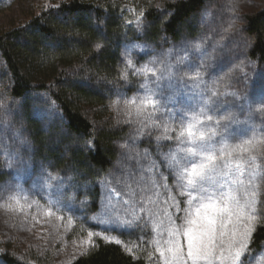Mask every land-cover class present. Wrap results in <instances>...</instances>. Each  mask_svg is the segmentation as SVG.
I'll return each instance as SVG.
<instances>
[{"label":"rangeland","instance_id":"374dc122","mask_svg":"<svg viewBox=\"0 0 264 264\" xmlns=\"http://www.w3.org/2000/svg\"><path fill=\"white\" fill-rule=\"evenodd\" d=\"M47 2L0 0V30L19 24L21 18ZM263 6L264 0H215L195 21L201 28L197 35L182 37L173 44L160 40L123 46L119 73L127 85L122 91L110 88V111L118 125L128 128V133L115 144L116 160L98 182L99 204L94 213L88 210V200L78 197L75 176L49 168L33 153L35 146L23 124L21 103L8 105L1 98L0 173L3 171L6 177L0 185L10 189L0 199L2 252L14 254V264H69L98 238L108 243L119 240L116 244L129 253L142 254L146 264H184L186 238L182 234L171 237L182 247L168 251V233L177 229L183 232L187 213L181 212V219L176 218L177 200L169 197H175L181 189L177 187L174 193V182L161 180L159 173L163 169L157 156L167 157V165L173 156L181 159V149L191 145L186 141L181 144L156 139L163 137L167 125L175 130L167 135L175 136L181 127L194 123L206 133V139L198 143L210 146L214 153L248 149L233 153V161L238 159L243 164L242 172L236 171L233 163L230 168L221 169L228 176H216L204 188L212 192L222 186L221 191H231L236 196L243 214L240 221L233 217L234 225L228 228L229 233L235 230L236 239L249 224L253 227L261 223L264 68L247 60L251 40L244 35L242 25L245 15L256 13ZM128 10L133 17L129 22L137 23L141 10ZM146 97L156 103V109L149 106L138 114L137 105ZM29 101L32 114L47 135V146L62 149L63 121L52 100L46 94L33 93ZM100 181L107 185L104 197ZM183 191L187 194L188 189ZM197 195L192 192L191 196L182 197L183 207L192 209L189 201ZM112 220L128 223L131 228L105 230ZM224 239L223 249L216 247L209 260L198 264H238L233 259L235 248L229 247V237ZM0 264L8 263L0 259ZM247 264H264V247L257 252L248 248Z\"/></svg>","mask_w":264,"mask_h":264},{"label":"trees","instance_id":"16d2710c","mask_svg":"<svg viewBox=\"0 0 264 264\" xmlns=\"http://www.w3.org/2000/svg\"><path fill=\"white\" fill-rule=\"evenodd\" d=\"M213 1L48 0L19 24L0 30V100L21 103L33 153L49 168L78 179V197L88 200L90 212L98 210V182L116 160L115 144L128 133L110 111V88L122 91L127 85L119 73L123 46L191 38L201 31L195 21ZM128 9L141 10L137 23L129 22L133 17ZM242 31L251 40L247 60L264 68V6L243 17ZM33 93L49 96L58 110L65 135L62 149L47 146V135L31 112ZM5 177L2 171L0 182ZM252 229L249 250L261 251L264 220ZM1 247L0 259L14 264L15 255ZM69 264H146V259L95 238L89 250Z\"/></svg>","mask_w":264,"mask_h":264},{"label":"snow or ice","instance_id":"6c2138e0","mask_svg":"<svg viewBox=\"0 0 264 264\" xmlns=\"http://www.w3.org/2000/svg\"><path fill=\"white\" fill-rule=\"evenodd\" d=\"M172 14L174 15V12ZM196 47H199V45H196ZM149 106L153 110L156 109V103L151 98L146 97L137 105V113H144ZM151 118L152 113L149 112L148 119ZM207 119L212 120V116H208ZM173 131L175 130L170 125H167L164 127L163 137L157 136L156 139L175 140L181 144L186 141L191 146L182 148L183 157L178 159L173 156L167 165L165 164L167 157L157 156L160 168L163 169L159 173L161 180L169 179L173 181L172 191L174 193L177 187L181 189L175 197H169L177 200L174 205L177 213L176 218L181 219L178 215L181 212L187 213V216L184 217L186 227H184L183 232L181 233L177 229L176 232L170 231L168 233L170 237L168 251H179L181 249L182 245L179 241L173 240L171 237L182 234L187 241V254L186 257H182L184 264H189V262L198 264L201 260H209L214 255L216 247L223 249L224 238L228 236L229 247L235 248L233 259L238 261V264H247L248 240L253 233L251 225L249 224L245 227L244 231L239 234V239H236L235 230L231 231V233L228 231L229 225H234L233 217H235V221H240L242 217V207L239 205V201L231 191H221L222 186L217 187L215 191L209 192L204 188V184L213 180L216 176H228V172H223L221 169L230 168L233 163H235V170L242 172L243 164L238 159L233 161V153L237 150L247 152L248 149L245 147L232 149L227 152L220 150L218 153H214L210 146L198 143L206 139V133L199 131L194 123H189L186 128L181 127L175 136L167 135V133ZM212 135H215V133H212ZM21 143H26V141L22 140ZM89 146L93 151L95 150L94 142H90ZM121 147L123 148L124 145H121ZM253 159L255 158L253 157ZM152 166L156 167L155 164ZM100 184L104 188L102 192V197H104L107 195V185L104 181H100ZM185 188L188 189L187 194L183 191ZM9 191L10 189L0 185V199ZM192 192L198 193L197 196L192 197L189 201L194 211L183 207L184 199L182 198L185 195L191 196ZM251 219H255V217ZM130 228L131 225L128 223L112 220L105 230L116 232L118 229L123 231ZM89 235L91 236L92 234L90 233ZM119 242V240L116 241V243ZM163 254L161 252V255Z\"/></svg>","mask_w":264,"mask_h":264}]
</instances>
